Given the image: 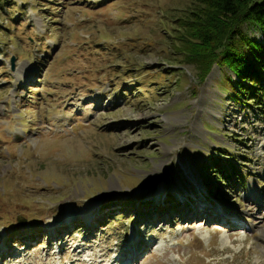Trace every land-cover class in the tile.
I'll return each instance as SVG.
<instances>
[{"label": "rangeland", "instance_id": "374dc122", "mask_svg": "<svg viewBox=\"0 0 264 264\" xmlns=\"http://www.w3.org/2000/svg\"><path fill=\"white\" fill-rule=\"evenodd\" d=\"M14 2L0 8V264H264V113L231 99L222 55L200 80L181 50L199 1ZM222 150L248 174L211 197L200 173Z\"/></svg>", "mask_w": 264, "mask_h": 264}, {"label": "trees", "instance_id": "16d2710c", "mask_svg": "<svg viewBox=\"0 0 264 264\" xmlns=\"http://www.w3.org/2000/svg\"><path fill=\"white\" fill-rule=\"evenodd\" d=\"M198 1L199 12L193 11L191 16H188L190 26H183L184 30L188 29V31L178 36L180 43H188V46L180 47L181 50L189 61L198 65L200 80L207 75L217 56L222 55L226 61L222 62L233 69L237 76L231 99L241 102L244 107L256 113H264V44L255 37L252 38V33H248V27L251 25L257 26L264 33V0ZM5 4L11 8L15 2L0 0V8ZM181 17H176L174 21L178 22ZM10 19L12 24H15L13 17ZM9 30L11 29L8 26L4 28L0 25V34ZM10 38L4 35L0 44H6L5 42H9ZM32 90L34 89L30 91ZM224 152L222 150L211 157H205L203 162L202 171L205 173L200 175L211 197H222L220 195L222 187L233 192L236 184L231 182L232 177H241L243 184V176L248 172L247 169H241L236 165V161L241 157L233 154L226 156L228 154L225 155ZM217 159H220L219 162H214ZM212 163L215 170L211 174L208 171ZM211 176H215L214 182L208 180ZM135 202L136 200L131 201V203Z\"/></svg>", "mask_w": 264, "mask_h": 264}, {"label": "bare ground", "instance_id": "6f19581e", "mask_svg": "<svg viewBox=\"0 0 264 264\" xmlns=\"http://www.w3.org/2000/svg\"><path fill=\"white\" fill-rule=\"evenodd\" d=\"M224 209H225V208H223V209H219V210L224 211ZM225 211H227V210L225 209ZM137 240H138V239H137ZM137 240H136V241H137Z\"/></svg>", "mask_w": 264, "mask_h": 264}, {"label": "water", "instance_id": "95a60500", "mask_svg": "<svg viewBox=\"0 0 264 264\" xmlns=\"http://www.w3.org/2000/svg\"><path fill=\"white\" fill-rule=\"evenodd\" d=\"M11 64H12V66H13V58L11 59Z\"/></svg>", "mask_w": 264, "mask_h": 264}]
</instances>
